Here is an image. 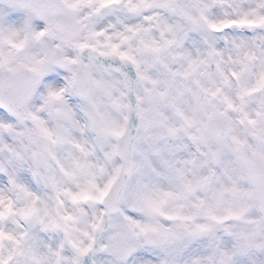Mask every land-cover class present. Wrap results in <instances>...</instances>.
I'll use <instances>...</instances> for the list:
<instances>
[{"label": "snow or ice", "instance_id": "snow-or-ice-1", "mask_svg": "<svg viewBox=\"0 0 264 264\" xmlns=\"http://www.w3.org/2000/svg\"><path fill=\"white\" fill-rule=\"evenodd\" d=\"M0 264H264V0H0Z\"/></svg>", "mask_w": 264, "mask_h": 264}]
</instances>
